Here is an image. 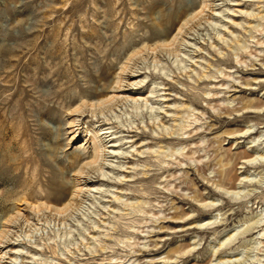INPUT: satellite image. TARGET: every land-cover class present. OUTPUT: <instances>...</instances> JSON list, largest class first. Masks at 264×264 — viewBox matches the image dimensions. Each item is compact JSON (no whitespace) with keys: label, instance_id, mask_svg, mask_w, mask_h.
<instances>
[{"label":"rangeland","instance_id":"1","mask_svg":"<svg viewBox=\"0 0 264 264\" xmlns=\"http://www.w3.org/2000/svg\"><path fill=\"white\" fill-rule=\"evenodd\" d=\"M212 1L0 0V264H264V0Z\"/></svg>","mask_w":264,"mask_h":264},{"label":"bare ground","instance_id":"2","mask_svg":"<svg viewBox=\"0 0 264 264\" xmlns=\"http://www.w3.org/2000/svg\"><path fill=\"white\" fill-rule=\"evenodd\" d=\"M212 4V3H214L212 0H210V2H209V4ZM207 6V1H205V2H203V7H202V11H203V9L205 8ZM214 5H212V7H213ZM184 7H180V10L181 9H183ZM201 9H200V11H198V10H196L195 8H191V9H184V12H183V14H181L179 17H176V18H174V20H171L172 18L170 17V16H163L164 17V19H166V21H167V23L168 24H170L171 26V28L169 29V31L168 32H166L165 34H163V35H160V34H156V33H154L152 36H151V40L152 41H155L154 42V44H152V45H150V46H147V45H145V44H143V46H142V48L140 49V52H151V53H156V52H158V51H162V50H165V49H169L170 47H172L174 44H175V42L176 41H178V38H179V36H182L183 35V33H185V31H186V29H187V27H188V25L191 23V22H193V20H195L200 14H201ZM260 13V12H259ZM258 13V14H259ZM260 15V14H259ZM248 16H253V15H251V14H248ZM163 19V20H164ZM190 26H191V24H190ZM186 34V33H185ZM217 38L219 39V40H223V38H222V36L218 33V36H217ZM179 40H181V39H179ZM182 41V42H181ZM180 42L181 43H183V44H186L187 42H186V40H184V39H182ZM224 42V41H223ZM181 43H180V45H181ZM188 44V43H187ZM188 45H190V44H188ZM191 46V45H190ZM192 46H195L194 44L192 45ZM227 47H229V48H231L230 46H228L227 45ZM195 48V47H194ZM195 49H197V50H199V51H201V49L199 48V47H196ZM170 50H171V48H170ZM158 54V53H157ZM219 55H222V53H218ZM136 55V54H135ZM234 55H236V54H234ZM236 57V56H235ZM184 62V61H183ZM236 63H238L239 65H240V67L243 65V64H245V62H241L240 60L238 61V60H236ZM251 66H253V65H251ZM201 67V66H200ZM245 67V66H244ZM245 68H247V66L245 67ZM189 69V68H188ZM187 69V70H188ZM123 70H125V69H123ZM194 71V70H193ZM193 71H191V72H193ZM124 72V71H123ZM190 72V71H189ZM190 72V73H191ZM188 73V72H187ZM186 73V74H187ZM217 73H220V75L222 74V72L221 71H217ZM189 75V74H188ZM187 75V76H188ZM128 77H134V76H131V75H129ZM127 77V78H128ZM190 76H188V78H189ZM232 76L231 75H228V78L230 79ZM167 78H168V76H167ZM205 78H207V76L205 77ZM214 78V77H213ZM200 79H204V76H199L198 77V80H200ZM235 79H232V83H233V85H235ZM127 86L128 87H133V86H137L136 85V82H133V83H130V84H127ZM122 87H123V85L121 84V82H119V80H117L116 81V83H115V87L113 86L112 87V91L110 90V92H112L113 93V95L112 96H110L109 98H101L102 96H100V98H98L97 96H96V99L94 98L93 100L91 99H89L90 101L89 102H82L81 104H80V106H79V108L77 109V110H75V111H72L70 114L71 115H73V114H75V113H77V112H79V113H82L83 112V110H82V108H85V107H88V106H90V107H99V106H102V105H104L105 103H108V102H111V101H113V100H115V99H117V100H119L120 98H121V100H123V99H125V100H128L129 98H127V97H124V96H118V95H114V93H118V92H122L123 90H122ZM231 88V87H230ZM229 88V89H230ZM153 93H151V95H152ZM207 95H209V94H207ZM99 96V95H98ZM119 98V99H118ZM132 101H134V102H136L137 101V99H131ZM146 103L148 102L147 101V99L146 100H144ZM138 102V101H137ZM248 105V106H247ZM247 105H245L242 109H248V108H252V106H250L249 104H247ZM102 108V107H101ZM86 109V108H85ZM90 110H91V108H90ZM93 110V109H92ZM152 110H154L153 108H151V111ZM158 110H162L161 108L160 109H158ZM84 114V113H83ZM73 122V121H72ZM90 133H91V135H92V140H91V145H92V148H91V154H89V155H83V157L81 158V160L84 162L85 160L87 161L89 158L91 159V161H89V162H85V163H83L80 167H79V169H78V171H75V173H74V176L75 177H79V176H81L83 173H84V170L85 169H87L89 166H91L92 167V164H95L96 162H98V161H101V163H102V161L104 162V160L106 159V157H107V155H109L110 154V152H107V147H106V145H104V143H103V140L101 139V135H99V131H97V132H95V131H90ZM165 134V133H164ZM174 135V133L173 132H167L166 133V135H164V137L165 136H170V137H172ZM110 148H113V149H115L116 147H115V145H112V147H110ZM132 148V147H131ZM114 152H116V151H114ZM137 152V151H136ZM156 152V151H155ZM137 154H143V153H140V152H137ZM248 157V156H247ZM220 161V160H219ZM248 161H251V160H248ZM222 162V161H221ZM220 162V163H221ZM245 164V163H244ZM221 166V165H220ZM101 168V167H100ZM102 169V168H101ZM86 171V170H85ZM87 173V172H86ZM144 174H146V173H144ZM102 177H106V174H102L101 175ZM121 178H117L118 179V181L120 182V183H122L123 181H124V179H126L127 177H124V176H120ZM83 178V177H82ZM79 179V178H78ZM123 179V180H122ZM77 181V180H76ZM78 182V181H77ZM127 182V181H126ZM73 188H75V191H74V193L72 194V198H70V201H73V200H75V197L76 196H78L79 194H82V193H84V192H86V193H91V192H93V190H100V188H97V187H95V186H91V187H89V188H87V189H83V187L78 183V184H76V186L75 187H73ZM112 194V193H111ZM239 194V193H238ZM112 197H113V199L116 201V202H121V204H122V202H123V204H124V202H126V201H123V198L121 197V196H118L117 194H112ZM77 198V197H76ZM69 201V202H70ZM22 202V201H21ZM130 205L132 204H135V203H133V202H130L129 203ZM125 205H127V203L125 204ZM129 206V205H128ZM132 207H134V206H132ZM125 210V209H124ZM174 219H176V220H180V219H183V216L182 217H178V215L176 216L175 215V217H174ZM181 224V223H180ZM195 224V225H194ZM194 224H190L189 226V228L188 229H186L187 231L188 230H200V228L203 226V225H205V223H194ZM211 224V222H207V226L208 225H210ZM160 229H162V228H160ZM186 230L185 231H182V232H186ZM229 239H231V237H229ZM105 247H101V250L102 251H104L105 249H104ZM142 249H140L139 251H141ZM143 252H145V251H143ZM175 253H177V252H175ZM174 253V254H175ZM173 254V255H174ZM172 258V257H171ZM168 259H170V258H168Z\"/></svg>","mask_w":264,"mask_h":264}]
</instances>
